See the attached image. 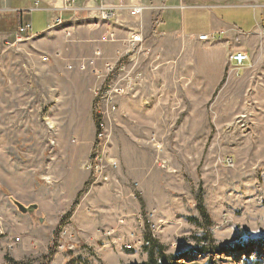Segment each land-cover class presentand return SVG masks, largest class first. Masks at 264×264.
Instances as JSON below:
<instances>
[{"label":"rangeland","instance_id":"1","mask_svg":"<svg viewBox=\"0 0 264 264\" xmlns=\"http://www.w3.org/2000/svg\"><path fill=\"white\" fill-rule=\"evenodd\" d=\"M119 5L138 21V27L123 41L118 40L114 28L106 29L101 37L111 32L117 39L105 44L123 46L114 58L103 60L102 68L93 71L99 82L93 90L96 134L87 165L82 166L88 180L67 174L71 161L78 160L79 166L86 154L84 150L54 148L47 132L50 120L43 125L41 111L37 115L32 105L15 108L16 120L19 113L24 121L20 119L12 130L11 102L4 101L2 106L0 101V264H150L152 252L155 264H264V47L260 46L264 24L261 41L247 37L250 66L238 74L257 83L243 85L241 93L227 100L213 98L207 104L208 113L195 118V141L187 147V132L180 144L171 133L142 134V124L150 126L149 120L142 121V111L132 114V109L142 110V89L149 81L142 82L139 77H145L143 58L151 50L146 47L142 18L132 17L126 9L127 5H141L115 0L108 6ZM102 21L100 28L107 26ZM142 35L141 43L135 45L134 37ZM65 38L74 40L73 36ZM95 57L103 59L102 52L97 51ZM119 58L121 64L117 65ZM115 74L137 85L133 95L116 99V115L109 118L110 139L101 146L96 142L100 123L96 108L101 105L96 99L102 97L100 91ZM171 123L168 119L164 124ZM169 130L172 128L167 126L164 131ZM95 151L103 166L116 164L107 171L111 177L108 182L96 181V169L90 168ZM57 169L62 175L56 174ZM83 182L80 191L77 186ZM98 190L105 192L99 194ZM60 193L64 195L61 205L55 202ZM14 202L39 208L34 215H26ZM110 204L123 212L115 218L116 226L92 230L90 215L107 207L113 209ZM50 206L62 210L56 222H50ZM200 208L211 219L209 228ZM79 217L88 219L83 220L87 222L84 229L77 225ZM125 242L136 244V251L124 250L121 243ZM239 246L243 250L234 252ZM105 250H110L111 256Z\"/></svg>","mask_w":264,"mask_h":264},{"label":"crops","instance_id":"2","mask_svg":"<svg viewBox=\"0 0 264 264\" xmlns=\"http://www.w3.org/2000/svg\"><path fill=\"white\" fill-rule=\"evenodd\" d=\"M129 1L155 8L146 10L142 17L146 47L151 50L143 58L145 68L142 73L145 74L144 82L148 80L149 85L142 89V110L132 109V114L142 111V121L149 120L150 126L142 124V134L171 133L174 141L180 144L183 133L187 132L186 146L192 147L196 130L194 120L208 113L207 104L213 98L227 100L232 94L241 93L243 85L256 81L240 76L241 71L248 69L249 62L239 67L229 58L236 53L248 55L247 37L261 41L264 2ZM114 2L105 0L107 6ZM98 5L92 0H79L77 8L80 9L71 13L65 10L64 0H0V101L2 106L4 101L11 102L12 130L15 125L19 126L20 119L24 121L19 118V113L16 120L15 108H31L32 105L37 115L41 111L39 118L43 125L50 120L47 132L54 148L78 153L84 150L85 160L79 166L78 160L76 163L71 161L72 168L66 169L68 175L79 180L83 177L84 181L88 180L89 174H83L82 166L87 165L96 134L93 90L99 82L93 71L102 68L103 60L114 58L123 46L118 42L102 43L101 37L106 29L114 28L118 40L123 41L138 27L135 18L121 11L115 22H106L107 26L100 28L103 21L101 16L98 19ZM58 16L64 19L62 25L54 24ZM26 24L32 25V32L21 35L19 31ZM69 32L74 37L71 42L65 38V33ZM155 32L159 36H152ZM203 35L209 37L208 42L199 41ZM261 43L264 47V42ZM97 51L102 52L103 59L95 57ZM56 54L60 57L55 58ZM82 65L86 66L85 70H81ZM168 119L172 123L164 124ZM167 126L172 130L165 132ZM41 130L46 132V129ZM202 131L210 132V129ZM59 172L57 169L56 174L62 175ZM84 183L77 186L80 191ZM63 196L61 193L56 195L58 201L55 202L63 204ZM53 197L54 194L51 199ZM114 207L116 205L113 209L107 207L90 215L92 230L116 226L115 218L123 212ZM61 211L50 206L47 211L50 222H56ZM85 219L88 221L87 217H79L76 221L81 229L87 227ZM130 227L122 228L123 232ZM105 251L111 256L110 250ZM113 253L117 252L112 249Z\"/></svg>","mask_w":264,"mask_h":264},{"label":"built area","instance_id":"3","mask_svg":"<svg viewBox=\"0 0 264 264\" xmlns=\"http://www.w3.org/2000/svg\"><path fill=\"white\" fill-rule=\"evenodd\" d=\"M65 1V10L66 11H73L75 13L78 12L80 8H77V5L79 3V0H64ZM93 2L98 3V8L101 11V14L99 16L106 17L109 22L114 21L117 18V11H124V8L122 5H119L117 7H109L104 4L105 0H92ZM129 0H120L121 4H124L125 2L128 3ZM36 6H39V2L36 3ZM126 9L129 10L128 12L131 13L132 17H137V18H142V14L146 11V7L143 6H135L131 7V5H127ZM82 11V8H81ZM64 20L62 17H56L55 23H60V21ZM58 21V22H57ZM32 32V25L31 24H26L20 29V34L25 35ZM66 36L71 38L73 36L72 32L66 33ZM106 37H110L109 39ZM116 35H113L110 33L107 34V36H104L101 41L104 43H113L116 41ZM141 36H136L134 37V44L138 45L141 43ZM199 40L201 42H208L209 37L206 35L200 36ZM230 62L234 63L235 65L241 67L243 66L246 62L249 61V56L245 53H236L230 56ZM121 64V60L119 58L118 64ZM111 64H107L106 67L110 66ZM112 66V65H111ZM118 74H115L113 78H110V82L108 86H106L104 89L100 91L102 94V97L99 98L98 94L96 93L98 99V105L96 108L97 115H98V121L100 122L98 125V132H97V139L96 142L98 143L97 145L101 144V146H106L109 139H110V132L112 131L111 126H110V120L109 118L113 115H116L117 111V106H116V99L117 98H122L126 96L133 95V92L135 91V87L137 84H133L130 81V78H124L122 76L121 78H117ZM142 78V82H144V77L143 74L139 79ZM94 157L96 159H93L94 161L91 162L90 168L96 169V172L98 174V177L96 178V181L98 180H103L105 182H108L111 177L110 173L107 174V171L109 169H115L116 164H111V166H103L102 161L100 159V154L96 155V151L94 152ZM100 162V163H99ZM121 224H124L123 221L120 222ZM111 233H108L110 235ZM124 250L126 251H136V244L132 245L131 243H121ZM63 246H59L61 248Z\"/></svg>","mask_w":264,"mask_h":264},{"label":"trees","instance_id":"4","mask_svg":"<svg viewBox=\"0 0 264 264\" xmlns=\"http://www.w3.org/2000/svg\"><path fill=\"white\" fill-rule=\"evenodd\" d=\"M200 213H201V215H202V218L204 219V220H206V222H207V224H206V228H209L210 226H211V219H210V217L208 216V215H206V213H205V211H204V209L203 208H200ZM71 214H72V212H70L67 216L69 217V216H71ZM243 248L244 247H234L233 248V250H234V252H238V251H240V250H243ZM246 249V248H245ZM232 250V251H233ZM151 260H150V264H155V262H154V255H153V252H152V254H151V258H150Z\"/></svg>","mask_w":264,"mask_h":264},{"label":"water","instance_id":"5","mask_svg":"<svg viewBox=\"0 0 264 264\" xmlns=\"http://www.w3.org/2000/svg\"><path fill=\"white\" fill-rule=\"evenodd\" d=\"M264 2V0H262ZM14 204L17 206L18 210L22 213V214H29V215H34L36 213V211L38 210V205H33L29 208L23 207L22 205H20L18 202H14Z\"/></svg>","mask_w":264,"mask_h":264},{"label":"bare ground","instance_id":"6","mask_svg":"<svg viewBox=\"0 0 264 264\" xmlns=\"http://www.w3.org/2000/svg\"><path fill=\"white\" fill-rule=\"evenodd\" d=\"M101 19L104 20V21H106V22H109V20H107L106 17H102L101 16ZM62 22H63V20L60 21V23H55V24L60 25ZM141 38H143V37L141 36Z\"/></svg>","mask_w":264,"mask_h":264}]
</instances>
